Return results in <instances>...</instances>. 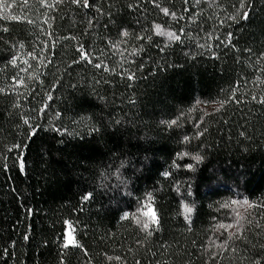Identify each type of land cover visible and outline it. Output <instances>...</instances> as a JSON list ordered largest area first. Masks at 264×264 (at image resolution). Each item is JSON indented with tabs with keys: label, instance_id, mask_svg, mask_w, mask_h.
I'll list each match as a JSON object with an SVG mask.
<instances>
[{
	"label": "trees",
	"instance_id": "trees-1",
	"mask_svg": "<svg viewBox=\"0 0 264 264\" xmlns=\"http://www.w3.org/2000/svg\"><path fill=\"white\" fill-rule=\"evenodd\" d=\"M2 2L0 264H264V0Z\"/></svg>",
	"mask_w": 264,
	"mask_h": 264
},
{
	"label": "snow or ice",
	"instance_id": "snow-or-ice-1",
	"mask_svg": "<svg viewBox=\"0 0 264 264\" xmlns=\"http://www.w3.org/2000/svg\"><path fill=\"white\" fill-rule=\"evenodd\" d=\"M75 4H78V5L82 4L83 8H85V9L90 7L89 0H75ZM0 7L5 8V9L7 8V6L2 2V0H0ZM246 17H247V12L245 11L242 18L245 19ZM89 23L91 24V21H89ZM122 35H126V30H123ZM16 62L17 61H14L15 64H16ZM97 65H98L97 68L101 67V65H99V64H97ZM129 78L132 79V76H128V79ZM188 140H189L188 137H184V142L187 143ZM184 159H190L191 161L194 162V163H185V164H183V167L185 169L189 170V171H192L194 168H196V165H198L199 162H200V157L198 155H194V154H191V153L186 151V152L180 153L177 156L176 160L173 162L172 167H174L176 169H179L180 166H181L179 162L184 160ZM24 167H25L24 160L21 157V159H20V170H21L22 173L24 172ZM163 175L164 176H168L169 172H164ZM212 178L213 177L211 175L208 177L209 180H211ZM176 190H177V193L179 194L180 193V186H177ZM192 195H193V193L191 192V190H189L188 191V196H192ZM153 199H154L153 194H149L146 197V202L152 203ZM82 200L84 202L90 201L91 200V194L90 193L84 194L83 197H82ZM144 205H145V202L142 204V206H144ZM189 205H191V207H189ZM153 211L156 212L154 208H153ZM185 211H190L192 214H194V212H195V204L194 203L193 204H189L188 203V205L185 206ZM190 221H188V222H190ZM71 226H72V224H71ZM24 238H25V240L29 239V237L27 235Z\"/></svg>",
	"mask_w": 264,
	"mask_h": 264
},
{
	"label": "rangeland",
	"instance_id": "rangeland-1",
	"mask_svg": "<svg viewBox=\"0 0 264 264\" xmlns=\"http://www.w3.org/2000/svg\"><path fill=\"white\" fill-rule=\"evenodd\" d=\"M250 207L251 204L244 198H238L230 201L226 208L229 209L231 221L227 222L224 225L226 229H228L229 231L240 229V226L242 224V217L245 213H247ZM143 212L151 219V221L156 220V215L150 202L145 203ZM126 216L127 214H123L122 217L125 218ZM71 224L72 223L69 222L65 230V244L69 246H75L76 241L74 237V227L73 225L71 226Z\"/></svg>",
	"mask_w": 264,
	"mask_h": 264
}]
</instances>
